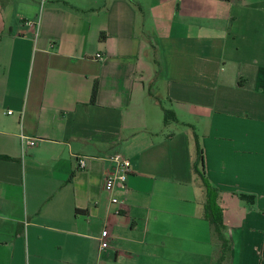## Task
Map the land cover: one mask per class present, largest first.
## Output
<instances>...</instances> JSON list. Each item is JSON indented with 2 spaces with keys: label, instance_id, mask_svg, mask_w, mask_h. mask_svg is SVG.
<instances>
[{
  "label": "crops",
  "instance_id": "0c3cea01",
  "mask_svg": "<svg viewBox=\"0 0 264 264\" xmlns=\"http://www.w3.org/2000/svg\"><path fill=\"white\" fill-rule=\"evenodd\" d=\"M196 136L222 264H264V0H0V264H217Z\"/></svg>",
  "mask_w": 264,
  "mask_h": 264
},
{
  "label": "trees",
  "instance_id": "16d2710c",
  "mask_svg": "<svg viewBox=\"0 0 264 264\" xmlns=\"http://www.w3.org/2000/svg\"><path fill=\"white\" fill-rule=\"evenodd\" d=\"M151 50H152V54H151L152 60L153 62L156 63V65L159 66L160 64L159 62L156 61V55L154 54L155 48H151ZM98 87H99V82L98 80H96L92 90V96H91L92 103H96ZM170 121L178 122L179 120L177 118V114L174 110H165V124L168 125ZM196 144H197V154L194 162V170L200 176V178L203 181V184L206 187V191H207V200L205 206L206 216L210 219L213 228L215 230V233L219 238V240L221 241L222 254L217 264H222L224 260L228 257V253L230 251V243L225 233L226 226L223 222L222 208L219 206L217 201L219 192L218 190L213 188V186L210 184L205 174L204 152L198 136H196ZM239 196L241 199L251 203H253L256 199V196L252 194L241 193Z\"/></svg>",
  "mask_w": 264,
  "mask_h": 264
},
{
  "label": "built area",
  "instance_id": "2783aa9c",
  "mask_svg": "<svg viewBox=\"0 0 264 264\" xmlns=\"http://www.w3.org/2000/svg\"><path fill=\"white\" fill-rule=\"evenodd\" d=\"M10 113H12L10 111ZM23 142L27 145L35 146L37 144V139L31 136L22 135ZM79 166L81 168L87 167L88 159L85 156H78ZM108 161L111 163L112 171L109 173L105 180L104 189L110 193L111 202L119 206L124 204L122 195L117 192L118 188H121L125 185L128 180L129 174L131 172V160L122 153H113L108 156ZM120 207L117 210V213H120ZM110 231L104 229L102 231L100 240H101V249H106L110 246L109 242Z\"/></svg>",
  "mask_w": 264,
  "mask_h": 264
},
{
  "label": "rangeland",
  "instance_id": "374dc122",
  "mask_svg": "<svg viewBox=\"0 0 264 264\" xmlns=\"http://www.w3.org/2000/svg\"><path fill=\"white\" fill-rule=\"evenodd\" d=\"M153 83L154 84L152 86L153 87L152 90L149 87L147 88V91H148L147 99L149 102L154 103V104H158L160 106V108L162 109V112H163L162 121L165 123V110H173V108H172V105L169 101H167L164 97L157 94L160 92V90H161L160 88L163 87V84L161 83V81H154ZM150 114H151V117L155 115L154 112H150ZM177 118H178V116H177ZM172 124H177V123L175 121H170L168 123L170 128L175 127V125H172ZM171 125H172V127H171Z\"/></svg>",
  "mask_w": 264,
  "mask_h": 264
}]
</instances>
